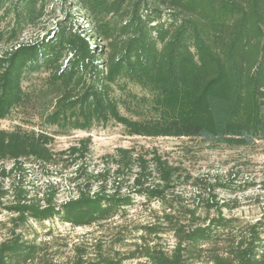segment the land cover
Listing matches in <instances>:
<instances>
[{"label":"trees","instance_id":"1","mask_svg":"<svg viewBox=\"0 0 264 264\" xmlns=\"http://www.w3.org/2000/svg\"><path fill=\"white\" fill-rule=\"evenodd\" d=\"M68 9V12L65 11ZM87 27L74 24L72 10ZM64 17L42 40L22 34L46 18ZM0 121L30 101L26 76L48 73L54 94L46 121L90 131L94 124L124 126L131 137L197 139L211 149L249 148L264 143V0H0ZM129 85L144 92L139 95ZM120 88L123 97H116ZM125 111L126 114L123 113ZM45 133L0 129V178L24 162L76 166V197L60 206L54 193L30 198L20 180L13 200L0 184V215L14 216L12 238L0 244V264H36L40 247L17 234L30 220L59 221L74 228L100 226L122 217L137 199L167 202L180 169L154 153L151 159L118 149L99 172H89L90 139L61 153ZM65 157V158H64ZM220 212V211H219ZM175 245L140 246L124 260L188 264L203 247H219L234 221L220 215L210 224L191 213L190 225L166 216ZM250 229L249 241L229 246L214 264H264V231ZM150 234L155 227H145ZM73 264H121L98 255Z\"/></svg>","mask_w":264,"mask_h":264},{"label":"rangeland","instance_id":"2","mask_svg":"<svg viewBox=\"0 0 264 264\" xmlns=\"http://www.w3.org/2000/svg\"><path fill=\"white\" fill-rule=\"evenodd\" d=\"M71 13L77 27H87L78 10L73 9ZM61 15L46 18L38 27L28 28L21 42L42 40L55 29L58 20L64 19ZM6 23L0 24L1 30L6 28ZM7 48L8 45L0 44V54ZM48 76L45 72L26 76L23 88L30 101L14 110L8 119L0 121L1 130L14 131L22 127L25 131L45 133L52 138L51 149L55 153L79 147L81 141L90 139V154L86 160L89 172L103 169L110 162L107 157L118 149H132L148 160L157 153L179 168L180 173L167 193V202L148 203L137 199L122 217L100 226L74 228L59 221L36 223L30 220L16 233L40 247V259L36 264H73L79 251L89 260L104 255L123 261L121 264H147L145 259H124L146 244L157 245L168 253L173 250L175 238L167 215L186 226L191 223L192 212L207 224L220 215L234 221L232 228L222 236L219 247L204 246L202 257L188 264H214L211 262L213 252L225 258L231 244L251 239V227L257 226V230L264 231V143L249 148L211 149L197 139L131 137L124 126L115 122L94 124L90 131L51 125L46 118L52 111L54 94L48 90ZM129 88L139 95L144 94L137 87L129 85ZM115 91L116 97H123L120 88ZM3 167L9 172L12 164L0 163V169ZM76 169L64 161L54 165L26 161L21 171L0 178L1 186L9 192L5 201L13 200L15 187L21 180L30 198L43 200L53 192L54 202L60 206L76 197L71 181ZM13 217L8 212L0 215V244L12 238ZM145 227H155L156 233L150 234Z\"/></svg>","mask_w":264,"mask_h":264}]
</instances>
